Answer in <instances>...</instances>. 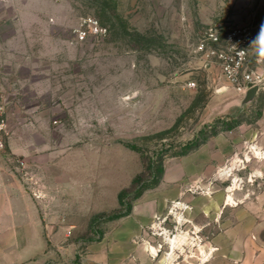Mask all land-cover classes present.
Wrapping results in <instances>:
<instances>
[{
    "label": "rangeland",
    "instance_id": "obj_1",
    "mask_svg": "<svg viewBox=\"0 0 264 264\" xmlns=\"http://www.w3.org/2000/svg\"><path fill=\"white\" fill-rule=\"evenodd\" d=\"M87 17L108 34L78 43ZM262 22L264 0H0V183L20 186L16 212L67 226L46 257L80 264L122 231L137 264H264ZM241 51L260 88L244 108L219 57ZM151 162L164 171L140 189Z\"/></svg>",
    "mask_w": 264,
    "mask_h": 264
},
{
    "label": "crops",
    "instance_id": "obj_2",
    "mask_svg": "<svg viewBox=\"0 0 264 264\" xmlns=\"http://www.w3.org/2000/svg\"><path fill=\"white\" fill-rule=\"evenodd\" d=\"M0 184V252L16 254L11 257L12 261L8 260L6 264H58L52 258L46 257L48 245L46 237H57L59 232L66 233L67 226L61 222V229L58 231L55 227L46 229L43 223L46 218L42 219L39 213L16 212L15 206L18 204L16 201H20V208L24 203L20 186L15 182ZM57 219L60 220L53 215L48 218L51 223ZM123 219L126 218L115 220V222L121 223ZM116 236L112 246L106 245L107 240L98 245H89L81 255L80 264H137L134 256L136 246L132 244L130 233L118 231ZM57 248H63L66 251V248L60 245ZM57 248L54 252H57Z\"/></svg>",
    "mask_w": 264,
    "mask_h": 264
},
{
    "label": "built area",
    "instance_id": "obj_3",
    "mask_svg": "<svg viewBox=\"0 0 264 264\" xmlns=\"http://www.w3.org/2000/svg\"><path fill=\"white\" fill-rule=\"evenodd\" d=\"M108 34V28L103 26L99 20L94 17L82 18L74 30L75 40L78 43H84L90 37H103ZM234 34L231 33L228 36L229 40H233ZM206 40L213 42H218L219 37L213 31L210 30ZM244 51L238 52V58L230 59L224 54H220V59L223 60V74L224 76L234 85H238L240 90L248 91L254 86H258L259 78L251 72L244 71L243 67V56ZM243 84V85H242ZM188 88H194L195 83H187ZM7 106L5 102H0V164L3 158V155L6 150V141L5 137L7 135ZM24 165V162H23ZM1 186V184H0Z\"/></svg>",
    "mask_w": 264,
    "mask_h": 264
},
{
    "label": "trees",
    "instance_id": "obj_4",
    "mask_svg": "<svg viewBox=\"0 0 264 264\" xmlns=\"http://www.w3.org/2000/svg\"><path fill=\"white\" fill-rule=\"evenodd\" d=\"M196 144H197V142L194 140L191 143H189L188 145H185L184 148L185 149H191ZM129 147L131 149L135 150V151H140L139 148H137L135 145H130ZM153 165H154L153 162H151L149 167H148L150 175H151V179L147 183L141 184L140 185V189L141 188L147 189L148 187H151L152 185H154L157 182L156 179L158 178V176L163 173L164 169H163L162 165H160L157 170L156 169L154 170ZM140 180H141V178H137L135 180V182L139 183ZM125 196H126L125 192H121L119 194V203H120V205L122 207H126L127 206V204L125 203V200H124ZM131 210H132V207L130 205H128V208L126 209V211L118 212L116 214H113V215L108 217V220L109 221H114V220H118V219L124 218L126 216H129L131 214Z\"/></svg>",
    "mask_w": 264,
    "mask_h": 264
},
{
    "label": "clouds",
    "instance_id": "obj_5",
    "mask_svg": "<svg viewBox=\"0 0 264 264\" xmlns=\"http://www.w3.org/2000/svg\"><path fill=\"white\" fill-rule=\"evenodd\" d=\"M252 46H255L258 56L264 57V22L261 23L259 32L252 41Z\"/></svg>",
    "mask_w": 264,
    "mask_h": 264
},
{
    "label": "water",
    "instance_id": "obj_6",
    "mask_svg": "<svg viewBox=\"0 0 264 264\" xmlns=\"http://www.w3.org/2000/svg\"><path fill=\"white\" fill-rule=\"evenodd\" d=\"M259 86H254L250 88L244 95L241 101V107L244 108L245 106L251 104L255 99L257 93L259 92Z\"/></svg>",
    "mask_w": 264,
    "mask_h": 264
}]
</instances>
